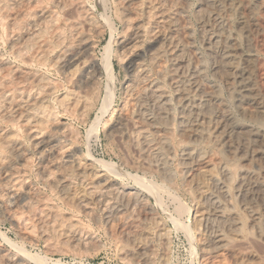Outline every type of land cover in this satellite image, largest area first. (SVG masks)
Instances as JSON below:
<instances>
[{"label":"bare ground","instance_id":"obj_1","mask_svg":"<svg viewBox=\"0 0 264 264\" xmlns=\"http://www.w3.org/2000/svg\"><path fill=\"white\" fill-rule=\"evenodd\" d=\"M66 1L74 16L63 18L62 29L55 26L53 37L59 43L69 42L57 45L61 48L54 53L48 40L32 32L38 49L33 62L41 65L56 54L52 66L68 84L79 75L77 91L73 88L58 98L57 104L67 112L84 110V90L105 80L100 115L89 133L109 111L115 67L121 69L123 104L111 110L106 135L132 154L131 164L153 172L160 182L133 176L136 186H124L112 162L83 153L77 139L66 134L67 125L48 123L55 108L49 96L55 90L43 75L5 64L8 73L17 74L30 87L25 95L20 91L21 98V89L14 88L19 98L14 100L10 93L14 86L9 83L12 89L2 90L7 82L2 79L0 100L5 109H0V119L8 120L12 113L29 126L42 183L68 207L90 213L99 208L103 224L122 219L119 230L131 245L136 264H167L171 229L184 235L198 264H264V74L260 71L264 53L256 45L264 35V0H112L111 12L122 30L114 51L110 39L99 55L93 36L101 35L107 24L103 0H95L97 14L84 0ZM49 13L42 10L39 17L46 19ZM29 18H24L25 26L32 23ZM65 31L69 36H63ZM18 135L0 128V199L11 201L16 210L39 207L49 216L53 212L43 196L20 189L28 176L25 165L11 162V157L23 158L26 152ZM168 186L181 188L190 199L191 209L186 211L190 224L184 220L186 204ZM164 194L173 208L165 206ZM135 206L140 211L130 218L127 214ZM68 224L63 231L60 225L66 239L73 231ZM21 256L0 249V264H26V255ZM36 258L39 264H66Z\"/></svg>","mask_w":264,"mask_h":264},{"label":"rangeland","instance_id":"obj_2","mask_svg":"<svg viewBox=\"0 0 264 264\" xmlns=\"http://www.w3.org/2000/svg\"><path fill=\"white\" fill-rule=\"evenodd\" d=\"M84 1L88 4V6H90L91 8H94V10L96 11L95 0H84ZM63 2H64V4H62V0H50V2H49V0H5V1H3V3H0V38H1L0 39V69H1L0 71L2 73H4V75H5L3 77L2 76L3 74H1V72H0V86H1V88L4 85V84H2V83H4V81L7 80V82H8V83L5 82V85L3 86L2 90L3 89L5 90V88H7L6 90H9V88L12 89V87H8L10 84H12L14 87H13L12 91L10 89V91H11L10 93L12 96L13 95L16 96V97H13V99L15 100L16 98H18V96H17V94L15 95L14 91L16 93L21 91L22 94L25 95L28 92L29 87H30V84L27 82L24 83L22 78L17 76V74H15V75L18 78L15 77L14 73H12L13 75L11 73H8V70L5 69L6 68L5 66L10 65V67H13V69H15L19 72L20 71H22V72L23 71L24 72L29 71V73L32 75L33 74H35L37 76H39V74L41 76L43 75V79L47 80L45 82L48 83V85H51L53 90H55L49 96V98H50L49 100L53 102V104L51 102L52 107L56 108V109L52 108V110L54 109L53 111L55 112L56 116L53 113V111H51L50 117L47 120V121H49L48 123L51 124V126H54L52 124H55V125L58 124L59 123L58 121H60V123L62 122L64 125H67V126H65V127H67L66 128V134L67 135L69 134L68 136H71L72 138L77 139V140L76 139L75 140L77 141V144L83 153H85V154L91 153V155L97 159L104 160L108 163L112 162L113 169L115 171L114 174L118 176L117 178L119 179V181L122 182L123 185L125 184L124 186L133 187V188L136 186L135 181L132 180L133 176H136V177L140 176L139 178H144V179H148V180L150 179V180L154 181L156 184H158L160 182V180L156 176V174H154L153 172H150L149 170H147L143 166H139V165L134 166V164H131V155L132 154L125 152L123 149L121 150V148L118 147V145H116V143L113 140H111L108 137V135H106L107 130H108L109 121H110V116H109L110 113L112 111H117L123 104V100L121 98V91L120 90H121V83L124 79V74H123L121 69H118L117 67H115L116 73L114 74V78H113V82H112V99H111L112 104H111V107H110L109 111L103 116V118L102 117L100 118L95 130L93 132L89 133L88 131L90 129L92 122L94 120H96L100 115L99 109L101 107L100 105L102 104L101 100L103 98L104 88L106 85L105 80L101 79V81L99 83H97L96 85L92 86V88L89 87L88 89L84 90L83 93L86 95V99H87V102H85V105L88 103L87 106L84 105V108H85L84 110L82 109L80 112L79 110L75 109L76 111H72V112L68 111L67 112V111H64L63 109H61V108H63L62 106L60 107V105L57 104L58 98H59V96H60V98H62L63 94H64V96L68 95V93H69L68 90H70V92H71V90H74L73 88H75V90L77 91V86L80 85L79 80H78L79 75L76 77L77 79H75V81L72 84H68L67 81L65 80V78L63 77V75L59 71H57V69L54 66H52L53 65L52 60L55 58L56 54H53L52 56H47V59L45 58V60H44V62L46 61V63L43 62L41 65H39V62H38V64L36 61L33 62V60H35L33 58H35V55L37 54L36 52L38 51V49H37L36 45L33 43L34 41L32 40V38L30 37L32 32H36L37 34L39 33L38 35L41 37L42 40H43L42 36L44 37V40H46V41L48 40L50 43L48 41L47 42L50 45L52 44V46H50V47L53 48V50L55 51L54 53H56L57 50L59 51L61 46L66 44L67 40L69 42V39H64L65 41H62L63 43H59V40H57L55 37H53L54 31L56 30L55 26L57 28L61 27V29H62V23L64 22V20L70 19L71 17L74 16L73 7L69 6L68 1L63 0ZM65 2H66V4H65ZM39 3H41V4H39ZM57 4H60V5H57ZM103 4L105 6L104 7V9H105L104 14H105V16H107L108 19L106 21L107 24L105 25L106 27H105L103 33L101 35H94L93 36V39L95 42V53L97 55H99L102 52L103 46L106 45L107 41L110 39L113 40L112 41L113 45L111 44V49H112V51H114V49L116 48V46L114 44L115 43L114 40L117 39L119 32L122 30L121 23H119L117 21L118 18H116V16H113L115 13L111 12L112 8H113V5H112L113 1L112 0H103ZM56 5L59 6V8H57ZM65 6H67L68 9H67V7L65 8ZM61 7H62V9H61ZM70 8H72V9H70ZM42 10H47V11L51 12V13H49L50 17L48 16V17H46V19L41 18V16L39 17V14ZM97 13H98V11H96V14ZM98 15H97V17H98ZM26 16L30 17L29 20L32 23L30 25L26 24V26H25V23L23 24V22H24V20H25L24 18H26ZM63 18H65V19H63ZM21 19H23V20H21ZM62 20H63V22H62ZM56 21L58 24L56 23ZM107 25H108V27H107ZM63 34H64L63 36H65V37L69 36V33L66 31ZM259 38H261V37H259ZM263 38H264V35L261 39H259V40L256 39L257 40L256 45L259 47V49H261L262 54L264 53L263 52L264 51V49H263L264 48V39ZM54 41H57V42H54ZM59 44H61V46H58V48H56L57 45H59ZM25 47H26V49H25ZM25 53L27 56L25 55ZM17 54H19V55H17ZM29 59H30V61H29ZM3 68H4V70H3ZM260 69H261L260 70L261 74L263 75L264 74V67L261 66ZM2 70L3 71L6 70V72H3ZM5 73L10 74L11 76L9 75L10 76L9 77ZM59 74H61V76ZM260 75H259V77H261ZM1 76H2V78H1ZM3 78H5V79H3ZM10 78H11V80H10ZM2 79H3V81H2ZM1 81H2V83H1ZM9 81H11V82H9ZM19 81L23 84H21ZM76 81H77V84L75 83ZM6 84H8V86ZM25 86L28 88H26ZM1 88H0V90H1ZM14 88L17 91L19 89H21V90H19L17 92ZM93 88L94 89L96 88V90H94ZM263 88H264V85H263ZM22 90L26 91V92H23ZM21 92L18 93L19 98L22 97ZM263 92H264V89H263ZM54 102H56V103H54ZM0 104H1V107L4 105V103L2 101L0 102ZM1 107H0V109H5V105L3 106L4 108H1ZM0 111H2V110H0ZM77 111H78V113H77L78 115L76 114ZM61 112H63V114H65V115H63ZM84 112H86V113H84ZM70 113H72L71 117H70ZM81 113L82 114L84 113V114L80 115ZM11 114H10L11 117L7 118L8 120H4L3 118L0 119V128L7 130L8 132H16L17 134H19L18 135V136H20L19 139H21V141L23 142L24 149L26 151L23 154V156H24L23 158H25V160L20 156H19L20 158L17 156L11 157V162H12L13 166H17V164H19L18 165L19 167H23L25 165L24 169L26 170V175L28 176L25 181H27V182L25 184H23L22 185L23 187L21 186L20 189L21 190L29 189L30 191L39 193L40 196L41 197L43 196L46 199V202L49 203L48 205H50L49 207H51V209L49 208V212H53V213H49V216L47 215L48 217L47 216L45 217V214L40 210L39 207H36V206H33L34 210L31 212L30 211L28 212V211L21 209V208H17V210H16V208H13L14 205L11 203V201H9V200L7 201V200L1 198L0 199V249L4 250V251L11 252V253H16V255H19V256L22 255L21 257H23V254H25L26 256H24L23 258H26L25 259L26 260L25 262H27L26 264H39V262L37 261L38 258H36V257H39V259L42 257L43 258L45 257L44 259L49 260V261L60 260L61 262L66 263V264H136L135 260H134L133 252H131V250H130L131 247L130 248L128 247L131 245L126 240H123L125 238L122 237V234L120 231L121 230L120 224L122 223L121 222L122 219H117L116 221H114V223L110 222V224H108V223L103 224V222H104L102 220L103 214L99 208H94L92 210L94 213L91 211V213L93 214L92 215L90 212H84V211H81V210H78L75 208L68 207V206L64 205V203L58 197H56L42 183V173H41V170L39 167V161H38L39 155H37V147H35L32 144L34 140H33V138H31V134L29 133L30 131H28L29 126H27V125L23 126V124L20 121H19L20 122L19 123L18 120L16 121L14 119L16 117L14 115H11ZM79 115L84 116V117H82L83 119L82 118L80 119ZM73 116H74V118H73ZM52 117H54V119H53L54 121L56 118H58V117L59 118L56 119L55 123H50L52 120ZM9 122H11V123H9ZM18 123H19V125H18ZM263 124H264V122H263ZM21 125L23 126L24 131L22 130ZM17 128H19V129H17ZM87 132H88V134H87ZM76 134H78L79 136ZM36 157L38 159H36ZM122 164H124V165H122ZM53 173H55V172H53ZM132 181H134V183H132ZM168 188L170 189V192L176 191V192H172V193L175 196L177 195V197L186 204L187 208H185L186 210H184L185 211L184 212V220H185L186 225H187V223L190 224V219L188 217V212L191 209L190 208L191 207L190 199L181 194V191H180L181 188L180 187H179L180 189L177 188L178 190H176V187L171 189V187L168 186ZM1 194H2V192H0V195ZM167 197L168 196L166 194L163 195V199L165 200V206L167 205L168 207L167 206L166 207L168 209H171V208H173L172 206L174 203L172 202L173 203L172 204L170 202L171 199L167 198ZM150 204H153V202L150 201ZM8 208L11 210V213H13L12 214L13 216L10 214V212L7 211ZM12 209L14 212L12 211ZM139 211H140V208L139 207L137 208L135 206V207H132V209L128 212L127 215L131 214V216H129V217L134 218V216L136 214L138 215ZM186 211H188V212H186ZM51 215L52 216L56 215L55 217L57 220H55V217H52ZM129 217H128V219L130 220ZM53 219L55 222L53 221ZM97 220L98 221L100 220V221L98 222ZM118 220H121V221H118ZM61 222H64V223H61ZM57 223H59L58 224L59 227H57ZM68 223L71 224V226H72L71 230H73V231H71L72 236L67 237V239H66V237L64 235H62V233H63L62 231H63V229L67 230V228H69L70 225ZM61 224H62V226H61L62 229L60 228ZM118 225H119V227H118ZM63 226H64V228H63ZM73 228H75V229H73ZM59 230L61 231V233L59 232ZM74 232H76V233H74ZM58 234H60V235H58ZM46 238H49V239H46ZM71 238H73V239H71ZM80 238H81V240L79 241ZM119 241H120V243H119ZM187 242L188 241L186 240V238H184V235L181 232H177V231H174V229L173 230L171 229V231L169 232V244H168V249L166 252L167 264H191V263L192 264H198L197 258L191 257L190 246H188ZM124 247H125V249H123ZM22 251L24 253H20ZM125 251H126V253H125ZM129 254L131 255V257ZM121 255H122V257H121ZM46 257H47V259H46ZM132 257H133V259H132Z\"/></svg>","mask_w":264,"mask_h":264}]
</instances>
